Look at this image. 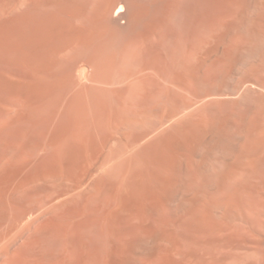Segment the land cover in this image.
<instances>
[{
	"label": "rangeland",
	"instance_id": "374dc122",
	"mask_svg": "<svg viewBox=\"0 0 264 264\" xmlns=\"http://www.w3.org/2000/svg\"><path fill=\"white\" fill-rule=\"evenodd\" d=\"M31 1L79 8L70 23L93 39L96 57L79 63L96 89L90 110L71 111L73 138L53 145L50 122L0 92V234L24 213L0 236V264H264V0ZM7 59L0 74L21 79ZM177 186L197 203L170 201Z\"/></svg>",
	"mask_w": 264,
	"mask_h": 264
},
{
	"label": "bare ground",
	"instance_id": "6f19581e",
	"mask_svg": "<svg viewBox=\"0 0 264 264\" xmlns=\"http://www.w3.org/2000/svg\"><path fill=\"white\" fill-rule=\"evenodd\" d=\"M56 1H55V3H56ZM56 5H58V4H56ZM63 5H64V3H63ZM66 6H64L65 9L63 8V10L60 9L59 11H54V12L49 11L48 12L46 10L47 5H45L43 3L33 2L31 0H0V20H1V23H0V56L2 55L6 59L7 58L11 59L12 62H14V61L18 62V64H21L23 66V68L26 69L25 71L23 69V72H26V73L24 74L22 72L24 75L22 74L23 76H20L21 79L14 78L15 76H12V78H11V76L9 77L7 74H6L7 75L6 76V75H4V73L0 74V92L5 91V92H9L11 94H14V95L20 97L23 101V106L20 110L22 111V114L26 118H30V120L39 119L38 121H40L41 118L42 119L44 118V119H46V122H45V120H44V122L47 123V121H48V125L50 122L51 129H50L49 133L47 134L46 139H47L48 143H50L52 145L60 143V142H64V141H67V143L65 142V144H68L69 143L68 141H70L73 138V136H72L73 134L71 133V130L69 127V125H70L69 121H71V120H69V116L71 114V111L77 105H81V107L83 105L86 108V111H87V109L90 110L93 107L94 103L91 102L89 94L90 93L92 94L91 91L96 89V88L92 89L89 86L90 84L88 85L87 83H85L86 80H85V82L83 81L87 77L88 71H87V68L85 67L86 65L84 67H83V65L81 66V64L84 63L83 61L81 64L79 63L80 59H86V61H88V63H90L96 57V56H94L95 54L92 53L94 51L90 50L93 39L91 38L89 32H85V33L81 34L80 32H75V29L73 30L70 21H72V23H73V18L75 16L77 17L76 14H78L79 8L76 9L74 6L75 10L74 9L67 10L68 8H66ZM68 6H73V5H68ZM53 7H51V10ZM54 8H56V7H54ZM120 10H124V6L122 4L120 5ZM258 13H259V11H258ZM256 14H257V12L254 13V15H256ZM74 25H73V27L76 28L77 25L76 26H74ZM77 30L79 31V29H77ZM116 30H118V29H116ZM116 30H115V32H117ZM91 33H93V32H91ZM95 35H94V37H95ZM108 36L103 39L104 45L107 44L106 38H108ZM120 37H121V35H120ZM118 41H119V39H118ZM79 42H82L83 44H85L84 46H87V48L85 47L87 50L83 47L85 49V53H83V55L82 54L78 55L77 58H74V59L71 58V59H73L72 62H70V63L68 62L69 64L63 65L59 59L61 57L60 51L65 46H69L68 48H70V49L72 48V50L69 49L71 53H73L75 51V49L76 50L80 49V52L82 53V51L84 52V50H82L80 47L75 48V46L77 47ZM72 44H76L74 46V48H75L74 50H73V47H71ZM101 44L99 43L100 47H101ZM103 44H102V46H104ZM106 48H107V45H106ZM103 49H105V48H103ZM103 49L101 48L100 51H102ZM98 50H99V48H98ZM96 51H97V49H96ZM105 51H108V50L105 49ZM63 52H64V50H63ZM77 52H78V50H77ZM95 53L97 55H99L97 52H95ZM65 54H66V49H65V52L63 54V57ZM100 54H102V53H100ZM58 55H60V57ZM63 57H61V58H63ZM64 58L67 59L66 56ZM62 61H66V60H62ZM15 64H17V63H15ZM101 64L103 66H105V68H106L107 62L104 63V61H102ZM93 65H95V64L93 63ZM96 66H97V64H96ZM91 69L92 68L90 67L89 73L91 72L90 71ZM95 70H96V68H95ZM102 74H100V75H102ZM18 75H19V73H18ZM90 75L92 76V72ZM91 76H89V77H91ZM94 77L99 79L100 80L99 82H101V80L103 81L102 84H104V85H102V87H101L103 89L104 88L103 86H105V83H106L105 82L106 81L105 76L103 79L100 78V76L97 77V75H95ZM13 78L16 80H14ZM87 80H88V77H87ZM241 82H243V81H241ZM248 82H249V79H246V80L244 79L243 83L246 84ZM257 85L260 88L264 89V86H262L260 84H257ZM99 89H100V87H99ZM104 91H106V88H104ZM102 92L103 91H101V93ZM104 95L106 96V94H104ZM263 96H264V94H263ZM91 97H92V95H91ZM21 99H19V100L21 101ZM0 106L2 108H5V110L6 109L8 110L10 105L8 106V103L6 104V102L4 100L2 101L0 99ZM75 110L77 111V109H75ZM21 111H20V113H21ZM88 112H91V111H88ZM89 117H90V115H89ZM114 117L117 120L119 119L118 122L121 120V118H118L117 115ZM114 117L112 120L115 119ZM110 119H111V116H110ZM86 124H90V123H86ZM90 134H91V132L89 133V136H90ZM253 134L251 135V130L248 132V134L247 133L244 134L245 136L248 135V137L246 138V140L248 139V141H246V142H249V138H250V136L252 138ZM101 138L103 139V137H101ZM141 138L142 137L138 138L137 140H141ZM97 139H100V138H97ZM107 139H109V137H107L106 140ZM252 139H254V138H252ZM252 139H251V142H253V141L255 142V140L252 141ZM102 141L103 140H101V142ZM103 142L105 143V140ZM73 143H74V141H73ZM73 143L71 144L72 147H73ZM47 144H46V146H47ZM251 144H252V146L250 144H249L250 145L249 146L248 144L246 145V143H245V145L249 146V147L246 148L241 153V155L245 156V155L251 154V153H253V151H255V145H253V143H251ZM48 146H47V149H48V154H49L50 153L49 150H52V149H49ZM67 147L68 146L66 145V150L68 149ZM72 147H70L71 148V149H69L70 151L69 150H67V151L72 153V155L74 156L73 152L75 150H73L74 147H73V149H72ZM47 149H46V151H47ZM212 150L214 152H217L218 155L222 158H226V157L231 155L227 150L221 148L220 146H216V145L212 146ZM69 152H67V156H68ZM52 153H53V150H52ZM62 153H65V152H62ZM191 153L193 156H196L199 154V149L196 146H194L191 149ZM75 154H76V152H75ZM50 155L52 156V154H50ZM69 156H71V155L69 154ZM73 156H71L72 159L70 157L67 159L68 162L74 161L73 159L75 157L73 158ZM42 157H45V156L43 155ZM48 157H49V155H48ZM66 158H62V161ZM56 159H57V157H56ZM70 159L72 161H69ZM42 160L44 161L45 159L43 158ZM60 163H61V161H60ZM66 164H67V162H66ZM66 164L64 163L63 166H65ZM174 166H175V164H174ZM172 167H173V165H172ZM181 168H179V169L181 170ZM179 169L175 170L176 174L173 173V175H175L174 176L175 179H178V180H180L182 175H183V174L181 175V171ZM169 174L171 175V172ZM1 175H4V173H1ZM2 178H8V177H2ZM8 179H10V178H8ZM133 179H135V178L133 177ZM181 181H183V180H181ZM139 184H140V182H139ZM161 186H160V188L163 187V186L162 187ZM124 188H125V186H124ZM157 189H158V191H160L159 188H157ZM173 189H175V188L173 187ZM173 191H172L173 194L171 193L172 196L170 198V201L175 202V204L177 202L180 206L182 205L181 208L183 207V205L186 204L184 202L189 201V203L190 202L197 203L195 201H198V200H196L197 194H195V193L190 194V192L188 190H187L188 191L187 192L186 190L182 189L181 187L177 186V188ZM157 193H159V195L161 194L160 192H157ZM192 194H194V195H192ZM198 196H200V195H198ZM199 199L202 200L201 198H199ZM181 203H184V204H181ZM191 204H193V203H191ZM216 209H219V208H216ZM21 213H23V212H21ZM225 213H224V215H225ZM23 214H19V217L16 218V221L10 220V223L9 222L8 223L10 225L16 226L17 223L15 224V222L23 221L24 216H21ZM26 214L27 213H25V215ZM14 227L11 226L8 230H10V229L12 230ZM8 230H5L7 234H8V232H7ZM6 233L3 232L0 234V236L2 234L3 235L5 234V236H6Z\"/></svg>",
	"mask_w": 264,
	"mask_h": 264
},
{
	"label": "crops",
	"instance_id": "0c3cea01",
	"mask_svg": "<svg viewBox=\"0 0 264 264\" xmlns=\"http://www.w3.org/2000/svg\"><path fill=\"white\" fill-rule=\"evenodd\" d=\"M129 7V6H128ZM129 15H130V18H131V16H132V13L131 12H129Z\"/></svg>",
	"mask_w": 264,
	"mask_h": 264
}]
</instances>
